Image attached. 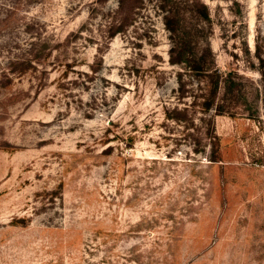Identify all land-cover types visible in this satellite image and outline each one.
Masks as SVG:
<instances>
[{"label": "rangeland", "instance_id": "obj_1", "mask_svg": "<svg viewBox=\"0 0 264 264\" xmlns=\"http://www.w3.org/2000/svg\"><path fill=\"white\" fill-rule=\"evenodd\" d=\"M0 264H264V0H0Z\"/></svg>", "mask_w": 264, "mask_h": 264}, {"label": "trees", "instance_id": "obj_2", "mask_svg": "<svg viewBox=\"0 0 264 264\" xmlns=\"http://www.w3.org/2000/svg\"><path fill=\"white\" fill-rule=\"evenodd\" d=\"M196 13H197V16L201 17L202 19H208V11H207V8H206L204 3L200 2V6H199V8H197ZM170 21H171V19H168V17H166L164 19V25L166 26L167 29H172L170 24H169ZM172 43L173 44H171L168 48L169 60H170V62H173V61L176 62V61H178V59L180 57V53L174 48L175 43L174 42H172ZM174 51L178 52V54H179L178 58L173 56ZM195 53L196 52H191L190 57L192 59H191L190 63H187V65H189V67L192 68V70L195 72L210 75V78L208 79V82H207L205 93L201 96V100L199 101V105L204 110L213 109L216 113H217V111L219 113L220 112L219 107H215L213 105V96H214L216 88H217L216 76L218 74H216L215 68H212L213 66L209 67V65L212 64V60L211 61L207 60V62H205L204 60L201 59L202 58L201 55H195ZM206 53L207 54L211 53L208 46H207V49L202 54H206ZM179 60H181V59H179ZM182 61H184V58H182ZM210 68H212V69L210 70ZM210 71L212 73H209ZM214 74H215V77L213 76ZM225 85H226V82H225Z\"/></svg>", "mask_w": 264, "mask_h": 264}]
</instances>
